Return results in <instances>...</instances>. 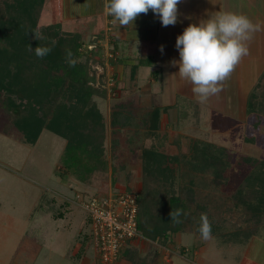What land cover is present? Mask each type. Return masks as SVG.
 Segmentation results:
<instances>
[{"label":"rangeland","instance_id":"rangeland-1","mask_svg":"<svg viewBox=\"0 0 264 264\" xmlns=\"http://www.w3.org/2000/svg\"><path fill=\"white\" fill-rule=\"evenodd\" d=\"M48 1L38 4L46 8ZM81 35L78 60L87 56L99 91L93 99L102 115L103 165L80 181L69 169L73 163L65 138L42 129L36 142L27 144L17 132L0 133V264H20L22 252L29 264H81L85 259L101 264L89 217L78 200L124 188L139 192L143 147L165 154L166 185L185 205L186 218L165 244L144 237L131 242L134 264H264V216L257 220L248 209L254 201L252 184L257 185L253 175L264 162L262 126L249 125L245 113L235 129L213 127L218 119L207 107L196 111L182 99L175 111L166 110L156 136L147 139V86L140 87L146 90L137 99V82L125 72L119 82L113 76L116 54L107 35ZM59 211L62 217L54 215ZM201 214L211 224L208 240L199 232ZM119 260L127 259L120 255L115 264Z\"/></svg>","mask_w":264,"mask_h":264},{"label":"trees","instance_id":"trees-1","mask_svg":"<svg viewBox=\"0 0 264 264\" xmlns=\"http://www.w3.org/2000/svg\"><path fill=\"white\" fill-rule=\"evenodd\" d=\"M34 32L43 38L37 40ZM37 46L50 47L51 51L38 58L34 51ZM29 47L33 50L29 51ZM81 48L80 29L73 23L53 21L49 1L45 8L38 0H0V133L17 132L27 144H34L42 129L65 138L73 163L69 169L85 170L84 174L72 170V175L83 181L103 165V126L93 99L99 91L93 87L88 58L84 55L85 61L78 60ZM68 50L77 60L74 67L67 63ZM159 111L153 109L144 119L149 132L159 129ZM245 113L249 125L264 129V69L247 95ZM165 159V154L156 149L141 150L137 199L139 234L161 240L162 244L182 227L186 218L185 205L166 185ZM253 180L257 182L250 192L254 201L247 204L260 220L264 216V162ZM177 209L183 210L178 224L169 215ZM54 215L62 217L64 212ZM119 255L134 264L136 249L130 244Z\"/></svg>","mask_w":264,"mask_h":264},{"label":"crops","instance_id":"crops-1","mask_svg":"<svg viewBox=\"0 0 264 264\" xmlns=\"http://www.w3.org/2000/svg\"><path fill=\"white\" fill-rule=\"evenodd\" d=\"M107 2L108 0H49V5L53 21L73 23L81 32L87 31L92 36L97 33L107 35L112 52L116 54L112 66L113 71L115 70L113 76L119 82L124 79L125 72L130 81L137 82L135 84L138 89L134 93L137 99L148 89V105L144 110L150 112L155 108L160 109L159 128L166 110L175 111L182 99L189 100L196 111L207 107L212 118L218 119H215L217 122L213 127L235 129L241 124V120L245 118L247 95L264 69V0H181L178 5V22L167 27L162 25L159 17L151 10L147 14H141L133 25L125 27L114 24L113 18L105 10ZM226 13L246 16L254 24H260L261 30L247 42L248 55L241 59L230 77L223 82V90L211 96L207 103H200L192 91L191 83L179 78V66L171 65V61L180 59L175 46L176 38L189 24L199 25L202 21L215 20ZM161 45L163 53L160 51ZM145 85L146 89H140ZM146 128L143 125L146 138L149 139L151 135L154 138L157 131L152 133ZM20 255V264H29L26 253L22 252ZM87 261L85 259L80 263L89 264ZM127 263V260H119V264Z\"/></svg>","mask_w":264,"mask_h":264},{"label":"clouds","instance_id":"clouds-1","mask_svg":"<svg viewBox=\"0 0 264 264\" xmlns=\"http://www.w3.org/2000/svg\"><path fill=\"white\" fill-rule=\"evenodd\" d=\"M181 0H108L105 10L120 26L133 25L141 15L151 10L159 17L163 26L175 25L178 22V5ZM261 30V25L254 24L243 15L226 13L217 19L202 21L199 25L189 24L183 33L176 38L179 61H171L173 67L179 66L178 76L191 83L193 93L200 103H207L213 95L219 94L223 82L230 77L241 59L248 55L247 42ZM37 40L42 39L39 32H34ZM33 49L29 47V51ZM163 46L160 51L163 53ZM35 55L45 57L50 47L37 46ZM66 60L74 67L77 60L71 50L66 52ZM182 209L170 212L174 223H181ZM199 232L202 239L211 238V224L206 214H201Z\"/></svg>","mask_w":264,"mask_h":264},{"label":"built area","instance_id":"built-area-1","mask_svg":"<svg viewBox=\"0 0 264 264\" xmlns=\"http://www.w3.org/2000/svg\"><path fill=\"white\" fill-rule=\"evenodd\" d=\"M137 191L120 190L108 196L80 197L89 217L90 237L101 264H115L120 251L142 237L137 229Z\"/></svg>","mask_w":264,"mask_h":264}]
</instances>
